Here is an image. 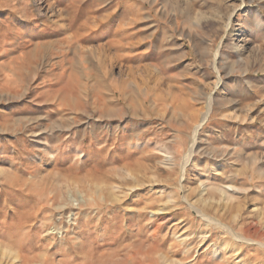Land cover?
I'll return each instance as SVG.
<instances>
[{
  "label": "rangeland",
  "instance_id": "1",
  "mask_svg": "<svg viewBox=\"0 0 264 264\" xmlns=\"http://www.w3.org/2000/svg\"><path fill=\"white\" fill-rule=\"evenodd\" d=\"M0 264H264V0H0Z\"/></svg>",
  "mask_w": 264,
  "mask_h": 264
}]
</instances>
